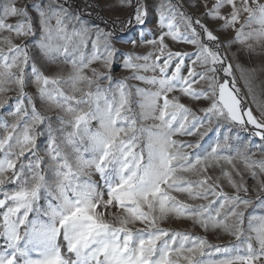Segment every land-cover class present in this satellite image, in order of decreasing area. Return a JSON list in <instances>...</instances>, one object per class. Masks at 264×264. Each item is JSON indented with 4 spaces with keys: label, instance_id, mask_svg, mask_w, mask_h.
Returning a JSON list of instances; mask_svg holds the SVG:
<instances>
[{
    "label": "snow or ice",
    "instance_id": "1",
    "mask_svg": "<svg viewBox=\"0 0 264 264\" xmlns=\"http://www.w3.org/2000/svg\"><path fill=\"white\" fill-rule=\"evenodd\" d=\"M67 3L0 0V94L11 86L18 90L8 113L12 120L0 117V264H264V214H255L264 210V179H259L264 159L251 151L264 152V104L258 105L259 119L245 106L224 42L182 5L166 2L158 8L166 31L152 40L139 34L141 42L158 45L159 54L121 52L114 31L89 26ZM118 5L132 8L124 24H145L146 0H118ZM242 13L247 18L240 23ZM206 15L222 20L225 29L240 23L229 44L264 40L262 0H216ZM253 23L257 27L245 32ZM90 35L95 39L89 55L84 49ZM166 38L195 50L172 51ZM126 42L137 46V39ZM33 49L48 64L63 60L70 71L46 74L30 55ZM120 56L121 67L133 75L113 86L111 72ZM95 62L101 67H92ZM221 71L227 78L221 79ZM242 78L249 84L250 75L242 72ZM127 79L152 87L129 85ZM29 83L55 115L38 110L37 97L25 90ZM183 97L206 105L193 110ZM7 104L8 98H0V110ZM148 120L155 123L146 125ZM249 125L259 145L232 135ZM209 132L216 133L214 143L202 144ZM193 135L199 137L194 143L174 138ZM237 159L256 180L254 198ZM216 167L220 176L212 174ZM93 168L102 185L84 178ZM222 179L232 194L224 191ZM173 193L206 203H188ZM171 217L205 231L222 229L235 242L213 245L202 236L161 227ZM214 254L221 258L204 259Z\"/></svg>",
    "mask_w": 264,
    "mask_h": 264
},
{
    "label": "rangeland",
    "instance_id": "2",
    "mask_svg": "<svg viewBox=\"0 0 264 264\" xmlns=\"http://www.w3.org/2000/svg\"><path fill=\"white\" fill-rule=\"evenodd\" d=\"M21 4H29L31 0H18ZM170 2L173 5L179 4L182 5V10L191 15L194 19L199 18L201 21L206 24L210 29H212L215 34H217L221 41L224 42L225 50L228 52V62L233 65V75L236 78V87L239 88L241 97L245 103V106L251 108L253 114L259 119L261 116V108L258 105L264 104V40L257 42L255 39H249L244 43L235 42L229 44V41L234 40L236 35V28L240 27V23H243L246 18L247 14L242 13L240 23L236 25V28H223V21L222 20H214L211 17L206 15L207 9L211 8V6L216 2V0H146V4L148 7V15L146 17V22L144 25H137L133 24L132 26H127L123 22L129 17L132 12V8L130 7H120L118 5V0H68V3L65 5L66 7H70V9L80 14L81 19L88 24L91 25H98L100 28H105L110 31H114L117 40L114 41L116 47H118L121 52H132L136 55L144 56L149 53L153 54V58L155 55H158L157 48L158 45H152L143 43L140 41L139 34L141 32L144 33V40H152L157 39L162 31H166V29H161L159 25V12L158 8L161 3ZM264 2V0H262ZM222 12L227 14L230 12V7L225 6L222 9ZM35 15V13H33ZM10 23H15V18H10ZM107 22V23H105ZM53 23H55L53 21ZM256 24H251L249 27H246L244 30L248 32L254 28H256ZM71 31V26L69 28ZM94 31V30H93ZM6 35L7 33H3ZM95 39V35H90L87 39V43L85 45V52L86 54H91L92 52V40ZM129 39H137V46L133 47L132 44L127 43ZM15 43H20L19 39L14 41ZM165 43L168 44L169 49L172 51H182V52H193L194 46L183 43V42H175L172 41L170 38H166ZM251 45V48H249ZM30 55H33L40 64L44 66V70L46 74L53 75H67L70 71V65H67L60 60L56 64H48L46 63L40 56L36 50H32ZM124 57L120 56L116 63L113 66L111 75L113 76V86L116 80L124 79L132 77L133 70L131 69H124L121 67ZM139 63H144V61H138ZM151 63V60L149 61ZM92 67L100 68L101 65L99 62L93 63ZM186 74V69L184 70ZM242 72L244 76H251V80L249 84L245 83V79L242 78ZM91 73H89L90 75ZM140 74L146 76L152 75H159L158 72L153 73L151 71H141ZM221 79H225L227 77L224 76L223 72L219 73ZM102 86H108L109 82L107 80L100 81ZM127 83L133 86H139L144 88H151L152 86L145 84L142 81L136 79H127ZM249 87L251 88V93L249 92ZM30 94H33L37 97L36 103L37 108L39 111L44 113L45 115H55V110H49L48 106L42 103L38 99V94L36 92L35 85L29 83L25 89ZM18 90L15 86H11V90L0 94V98H8V104L2 110H0V117H5L9 121L12 120V117L8 116V113L13 110L15 105V96L17 95ZM171 95V94H170ZM182 102L192 107L193 110H198L201 107L206 105V102H195L191 101L187 97L182 98ZM134 109L138 111V108ZM198 114H201L198 112ZM146 125H151L155 123L153 120H148L144 122ZM95 127V123L93 124ZM253 126L249 125L248 131L243 130H233L232 135L236 136L239 135L241 138V142L252 139L254 145H259L261 141L258 137H252ZM176 139L188 141L194 143L198 136H179L174 137ZM216 139L215 132H209L204 139L201 141L202 144L209 145L214 143ZM41 146V154L43 155V148L45 145V139L41 137L40 141ZM234 147L239 146L237 141H232ZM187 151H194V149H187ZM252 153L254 154L255 159H264V152H261L258 147L252 148ZM237 168L244 172L246 177V183L250 188L248 195L252 198L255 197L256 193L254 187L256 185V180L251 178L244 167L242 161L237 159L235 161ZM225 168L230 170L231 166L224 165ZM212 174L214 176H220L221 168L216 167L212 170ZM85 179H89L91 181H95L98 184L102 185V180L98 172L95 169L86 170ZM195 179V176L191 177ZM259 179H264V175L260 176ZM222 186L224 191L232 194L234 191L230 185H228L226 179L221 180ZM11 187V185H8ZM177 195L179 199L185 200L188 203L199 204V203H206L203 200H191L187 197L186 194L180 193H173ZM41 203H45L41 201ZM251 211V210H249ZM255 214H264V210L257 209ZM137 227H141V225H137ZM161 227L170 228L173 231H183V232H190L192 234L202 236L207 239L210 244L213 245H221V246H230L232 243L235 242V237L231 234L224 232L222 229H209L205 231L198 225H194L191 220L182 219L171 217L167 221L161 223ZM212 252L213 250H208ZM221 258L218 254H214L211 256H206L204 259L212 260V259H219Z\"/></svg>",
    "mask_w": 264,
    "mask_h": 264
}]
</instances>
